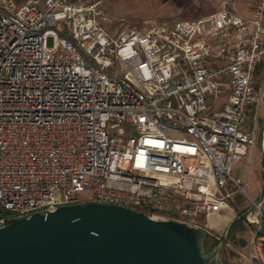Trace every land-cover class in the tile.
<instances>
[{
	"label": "built area",
	"instance_id": "1",
	"mask_svg": "<svg viewBox=\"0 0 264 264\" xmlns=\"http://www.w3.org/2000/svg\"><path fill=\"white\" fill-rule=\"evenodd\" d=\"M198 20L116 24L103 0H0V226L85 202L223 241L253 201L234 167L260 147L264 0H214ZM52 39V46L49 40Z\"/></svg>",
	"mask_w": 264,
	"mask_h": 264
},
{
	"label": "water",
	"instance_id": "2",
	"mask_svg": "<svg viewBox=\"0 0 264 264\" xmlns=\"http://www.w3.org/2000/svg\"><path fill=\"white\" fill-rule=\"evenodd\" d=\"M223 241L175 221L85 202L10 219L0 226V264H225Z\"/></svg>",
	"mask_w": 264,
	"mask_h": 264
},
{
	"label": "rangeland",
	"instance_id": "3",
	"mask_svg": "<svg viewBox=\"0 0 264 264\" xmlns=\"http://www.w3.org/2000/svg\"><path fill=\"white\" fill-rule=\"evenodd\" d=\"M16 9L20 8L28 0H12ZM103 8L106 14L116 23L123 20L131 26L142 27L146 21H158L174 23L179 20H198L216 12L214 0H103ZM52 39L49 45L52 46ZM258 83L263 85L264 80L258 79ZM250 162H244L239 170L234 168L233 176L246 183L250 173ZM248 192L251 193L250 188ZM239 195V194H238ZM242 196V195H241ZM239 202L246 203V199L236 197ZM237 202V201H236ZM238 203V202H237ZM237 212V211H236ZM238 214V213H237ZM247 224L246 230L241 231L238 237L245 239L252 244L256 236V231L251 230ZM249 243V245H250ZM249 247V246H248ZM227 240L220 253V258L225 264H252L244 255L249 254V248ZM260 251L264 252V244H255L254 255L256 264H260L257 259Z\"/></svg>",
	"mask_w": 264,
	"mask_h": 264
},
{
	"label": "crops",
	"instance_id": "4",
	"mask_svg": "<svg viewBox=\"0 0 264 264\" xmlns=\"http://www.w3.org/2000/svg\"><path fill=\"white\" fill-rule=\"evenodd\" d=\"M256 0H239L237 6L235 7V11L245 17H251L252 16V10L253 6ZM218 10V6L216 4V11ZM258 79L264 80V63L261 65V67L258 70L256 82L257 86L259 88H263L264 84L261 85L258 83ZM260 131H262L264 126V105L261 111V120H260ZM249 161L250 163V173L248 176V179L246 183H242L240 179H237L240 181L242 186L246 187V192L248 196L255 202H260L264 198V158L262 155V151L260 147H257L253 153L249 154L241 163L237 164L234 168L236 170L240 169V166L246 162ZM234 170V169H233ZM236 179V178H235ZM248 188H250L251 193L248 192ZM242 195V196H241ZM236 197H242L246 199V203L239 202ZM238 203H237V202ZM232 205L236 213H238L239 218H244V215L252 208L251 201L244 195V194H236L232 199ZM243 212V215H240V213ZM237 219V220H238ZM236 221H234L231 225H233ZM244 224L247 227V223L244 219ZM230 225V226H231ZM251 230H255V226L248 227ZM250 242H248L249 244ZM257 243H263L264 244V233L258 238ZM251 245V243H250ZM250 245H248L250 248ZM259 260L260 264H264V252L260 251V255L257 258Z\"/></svg>",
	"mask_w": 264,
	"mask_h": 264
},
{
	"label": "trees",
	"instance_id": "5",
	"mask_svg": "<svg viewBox=\"0 0 264 264\" xmlns=\"http://www.w3.org/2000/svg\"><path fill=\"white\" fill-rule=\"evenodd\" d=\"M240 215H243V212H241ZM245 230H246V226L244 224V218L236 220V222L232 225V227L230 229L228 240L242 246L243 248L248 247V245H249L248 241H246L245 239H242V238L240 239L238 237L239 232L245 231ZM263 233H264V229H263L262 233L259 234L258 238ZM218 244H219L218 241L209 237V249L215 248Z\"/></svg>",
	"mask_w": 264,
	"mask_h": 264
}]
</instances>
